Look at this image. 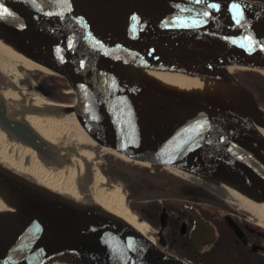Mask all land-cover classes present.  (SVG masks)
<instances>
[{"label": "water", "instance_id": "1", "mask_svg": "<svg viewBox=\"0 0 264 264\" xmlns=\"http://www.w3.org/2000/svg\"><path fill=\"white\" fill-rule=\"evenodd\" d=\"M0 9L4 10L0 32L16 43L34 37L52 70L49 73L61 77L73 96L71 103L26 101L14 105L15 112H68L81 130L108 152L144 165L161 166L181 177L185 176L172 167L198 173L188 161L191 154L200 150L220 152L238 163L264 193V136L242 118L101 79L89 83L85 66V58L100 56L213 76L249 93L257 108L264 110L236 74L223 70L245 63L264 66L261 58L251 60L258 50H264L263 4L249 0H0ZM195 30L254 49L205 53L196 48L204 43L199 35L185 46L149 40L183 37ZM246 70L262 74L257 69ZM39 89L46 95L42 84ZM254 120L264 126V115L255 113ZM0 127L37 149L41 158L39 147L52 148L29 126L7 114L1 103ZM53 149L60 154L61 150ZM108 168L130 183L117 165ZM13 174L0 164L1 187L17 192L27 213L22 218L0 221V264H26L47 247L100 251L114 258L115 264H192L166 252L147 235L123 228L93 210L48 201ZM140 188L137 199L158 198L148 193L152 188ZM209 190L229 204L224 196ZM127 191L124 187L125 196Z\"/></svg>", "mask_w": 264, "mask_h": 264}, {"label": "bare ground", "instance_id": "2", "mask_svg": "<svg viewBox=\"0 0 264 264\" xmlns=\"http://www.w3.org/2000/svg\"><path fill=\"white\" fill-rule=\"evenodd\" d=\"M194 35L204 43L196 48L205 53L250 51L252 46L237 43L225 37L195 30L183 37H155L149 40L172 45L192 44ZM18 43L0 32V103L7 114L29 126L52 147L37 149L26 144L0 127V164L9 168L18 181L48 201H61L69 206L93 210L105 219L123 228L147 235L148 225L128 206L122 176L101 164L108 150L90 139L70 113L22 114L14 105L52 103L48 98L25 95L13 75L16 64L26 68L52 71L40 53L36 39H19ZM254 58L264 60V50ZM87 80L113 82L127 88L159 95L162 99L178 100L189 105L208 107L234 114L264 136V126L254 120V114L264 115L249 93L234 84L213 76L138 62L105 59L100 56L85 58ZM217 70L211 66H203ZM234 69H257L264 74L263 65L249 63L224 67L228 74ZM91 92H95L92 89ZM45 95V94H44ZM59 103V102H57ZM61 150L56 154L54 149ZM188 161L198 173L178 167L175 172L192 179L224 196L232 206L244 212L264 227V193L251 177L226 154L203 150L191 154ZM103 166L105 169H103ZM0 183V221L22 218L26 210L18 193L4 189ZM126 201V203H125ZM116 260L100 251L83 247L74 249H46L28 259L26 264H115ZM120 264V263H119Z\"/></svg>", "mask_w": 264, "mask_h": 264}, {"label": "flooded vegetation", "instance_id": "3", "mask_svg": "<svg viewBox=\"0 0 264 264\" xmlns=\"http://www.w3.org/2000/svg\"><path fill=\"white\" fill-rule=\"evenodd\" d=\"M236 76L242 78L238 72ZM42 85L45 96L59 102L51 97L47 84ZM114 160L131 179L129 208L150 227L147 234L163 250L192 264H222L227 252L235 264H264V228L244 212L204 185L161 166ZM137 186L152 188L148 193L158 198L137 199Z\"/></svg>", "mask_w": 264, "mask_h": 264}, {"label": "rangeland", "instance_id": "4", "mask_svg": "<svg viewBox=\"0 0 264 264\" xmlns=\"http://www.w3.org/2000/svg\"><path fill=\"white\" fill-rule=\"evenodd\" d=\"M14 70L15 71H14L13 75L16 76L17 84L23 89V92L25 95H28L29 97H32V98H36V97L47 98L42 93V91L39 89V85L42 83L43 84L47 83V82L49 83V80H51V76L53 74L49 73L48 71H41L38 68L22 67L19 64H16V67ZM238 71L239 70L234 69L233 73L236 74ZM255 72H257V71H255ZM57 80H58V82H62V83L64 82L60 79H57ZM60 92H61L60 93L61 98L58 99L59 102L71 103L73 101V96L70 95L68 88L63 87ZM60 99H61V101H60ZM114 159L125 160L123 157H121L120 155H117L115 153H106L103 161H101V164L104 165L105 167H109V165L114 164V162H115ZM114 165H116V164H114ZM122 184L124 187H127V189H129V187L127 186L128 185L127 182H123ZM129 192H128V194H129ZM125 203H126V201H125Z\"/></svg>", "mask_w": 264, "mask_h": 264}, {"label": "trees", "instance_id": "5", "mask_svg": "<svg viewBox=\"0 0 264 264\" xmlns=\"http://www.w3.org/2000/svg\"><path fill=\"white\" fill-rule=\"evenodd\" d=\"M256 1L264 3V0H256ZM238 74L242 76V78L240 79L242 83L255 94V97L259 105L264 107V76L252 70L250 71L249 70H239ZM57 79L64 81L61 77L52 75L51 80H49V83L48 82L46 83L48 90L50 91L51 97L55 100L56 99L58 100L59 98H61L60 91L63 87L68 88L65 82L63 83L58 82ZM223 257L224 259H226L227 262H230V263H226V261L222 258L224 260V261L221 260L222 264H225V263L235 264L233 263V259L228 252L227 254L223 255Z\"/></svg>", "mask_w": 264, "mask_h": 264}, {"label": "snow or ice", "instance_id": "6", "mask_svg": "<svg viewBox=\"0 0 264 264\" xmlns=\"http://www.w3.org/2000/svg\"><path fill=\"white\" fill-rule=\"evenodd\" d=\"M198 2H199V0H198ZM3 11H4V10L0 9V15L3 14ZM205 15H206V13H205Z\"/></svg>", "mask_w": 264, "mask_h": 264}]
</instances>
